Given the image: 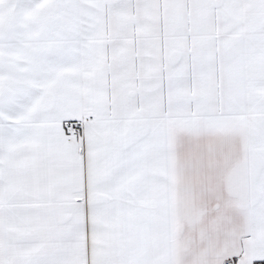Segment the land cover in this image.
<instances>
[{"label":"snow or ice","instance_id":"6c2138e0","mask_svg":"<svg viewBox=\"0 0 264 264\" xmlns=\"http://www.w3.org/2000/svg\"><path fill=\"white\" fill-rule=\"evenodd\" d=\"M0 264H264V0H0Z\"/></svg>","mask_w":264,"mask_h":264}]
</instances>
